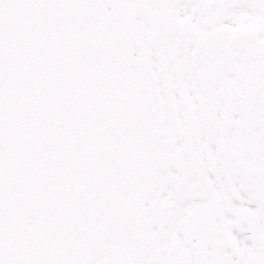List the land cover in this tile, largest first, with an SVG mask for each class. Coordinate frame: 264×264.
I'll use <instances>...</instances> for the list:
<instances>
[{
    "label": "snow or ice",
    "instance_id": "obj_1",
    "mask_svg": "<svg viewBox=\"0 0 264 264\" xmlns=\"http://www.w3.org/2000/svg\"><path fill=\"white\" fill-rule=\"evenodd\" d=\"M0 264H264V0H0Z\"/></svg>",
    "mask_w": 264,
    "mask_h": 264
}]
</instances>
